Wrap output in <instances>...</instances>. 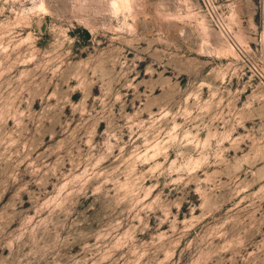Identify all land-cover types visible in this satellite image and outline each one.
Returning a JSON list of instances; mask_svg holds the SVG:
<instances>
[{"label": "rangeland", "instance_id": "374dc122", "mask_svg": "<svg viewBox=\"0 0 264 264\" xmlns=\"http://www.w3.org/2000/svg\"><path fill=\"white\" fill-rule=\"evenodd\" d=\"M0 264H264V0H0Z\"/></svg>", "mask_w": 264, "mask_h": 264}]
</instances>
